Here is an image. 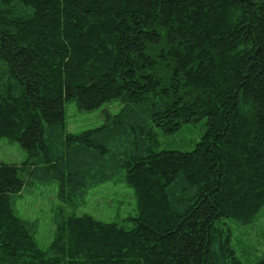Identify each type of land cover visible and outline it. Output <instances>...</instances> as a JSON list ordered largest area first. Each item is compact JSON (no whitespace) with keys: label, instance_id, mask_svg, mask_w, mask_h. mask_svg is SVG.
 <instances>
[{"label":"trees","instance_id":"1","mask_svg":"<svg viewBox=\"0 0 264 264\" xmlns=\"http://www.w3.org/2000/svg\"><path fill=\"white\" fill-rule=\"evenodd\" d=\"M104 124L66 130V102ZM204 121L189 151L166 135ZM0 264H245L226 219L264 207V0H0ZM123 175L125 228L64 215L42 248L14 195L57 181L65 200ZM255 264H264V259Z\"/></svg>","mask_w":264,"mask_h":264},{"label":"rangeland","instance_id":"2","mask_svg":"<svg viewBox=\"0 0 264 264\" xmlns=\"http://www.w3.org/2000/svg\"><path fill=\"white\" fill-rule=\"evenodd\" d=\"M123 103L114 99L99 108L87 111L79 108L76 101L66 102V130L78 133L105 123L106 113H117ZM161 149L189 151L195 148L205 132L204 121L184 125L178 132L166 135L156 127ZM29 156L28 151L17 142L2 139L0 160L6 163L21 164ZM18 214L31 225L38 244L48 249L56 231L61 214H90L106 222H115L125 228L133 227L132 217L139 214L134 188L129 186L123 175L92 187L83 199L65 200L59 195L57 181L36 180L26 186L20 194L14 195ZM232 229V246L237 256L245 264H255L264 259V207L255 222L242 225L226 219Z\"/></svg>","mask_w":264,"mask_h":264}]
</instances>
